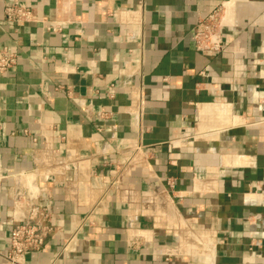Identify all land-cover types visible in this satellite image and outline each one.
<instances>
[{"label":"crops","instance_id":"crops-1","mask_svg":"<svg viewBox=\"0 0 264 264\" xmlns=\"http://www.w3.org/2000/svg\"><path fill=\"white\" fill-rule=\"evenodd\" d=\"M0 47V264L31 204L16 264H264V0H0Z\"/></svg>","mask_w":264,"mask_h":264},{"label":"built area","instance_id":"built-area-1","mask_svg":"<svg viewBox=\"0 0 264 264\" xmlns=\"http://www.w3.org/2000/svg\"><path fill=\"white\" fill-rule=\"evenodd\" d=\"M228 14L224 7H218L198 19L193 34L197 50L210 52L223 50L222 30L231 22V16ZM3 18L8 22L25 23L33 20V14L26 6L9 3L4 6ZM16 62V53L0 47V72L12 69ZM49 216L45 205L29 206L26 220L16 223L9 232V248L5 254L8 263L16 264L26 253L42 249L51 230Z\"/></svg>","mask_w":264,"mask_h":264},{"label":"rangeland","instance_id":"rangeland-1","mask_svg":"<svg viewBox=\"0 0 264 264\" xmlns=\"http://www.w3.org/2000/svg\"><path fill=\"white\" fill-rule=\"evenodd\" d=\"M231 4H229L227 7L224 6L225 11L230 12L232 10V7H230Z\"/></svg>","mask_w":264,"mask_h":264}]
</instances>
